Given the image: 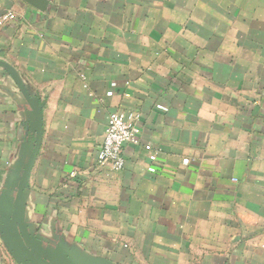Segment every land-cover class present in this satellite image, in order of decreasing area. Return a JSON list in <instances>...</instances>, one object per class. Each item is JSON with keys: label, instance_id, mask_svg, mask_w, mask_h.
I'll list each match as a JSON object with an SVG mask.
<instances>
[{"label": "crops", "instance_id": "1", "mask_svg": "<svg viewBox=\"0 0 264 264\" xmlns=\"http://www.w3.org/2000/svg\"><path fill=\"white\" fill-rule=\"evenodd\" d=\"M0 0V63L43 116L19 230L68 264H264V0ZM139 116L126 167L109 117ZM34 120L0 64V264ZM151 145L152 151L146 146ZM156 152L155 160L151 153Z\"/></svg>", "mask_w": 264, "mask_h": 264}, {"label": "water", "instance_id": "2", "mask_svg": "<svg viewBox=\"0 0 264 264\" xmlns=\"http://www.w3.org/2000/svg\"><path fill=\"white\" fill-rule=\"evenodd\" d=\"M28 1L37 7L42 6L41 0H28ZM0 64H2L3 67L9 71L10 75L13 77L18 87L20 88L22 94L24 95L27 103L32 108V111L34 114V120L31 123V130L36 135L33 152L26 166V169L24 173L22 174L20 181H19L17 195H16L15 204L13 208V215L9 221L12 227V234L15 239V245H16L15 247L18 248V250L20 251V254H18V263L19 264H60L61 263L60 260L59 262L56 261V259H54V261H49V260L43 259L35 255L34 253H32L31 249L25 244L20 234L19 214H20L21 202H22L24 193L28 187V181H29V177H30L33 165L35 163V160L41 148L42 136H43V116H42V109H41V106L38 100L34 99L31 96V94L27 91L26 87L24 86L23 82L21 81L17 73L14 71V69L11 68L6 63H0ZM68 264H97V263H89L85 261L71 260Z\"/></svg>", "mask_w": 264, "mask_h": 264}, {"label": "built area", "instance_id": "3", "mask_svg": "<svg viewBox=\"0 0 264 264\" xmlns=\"http://www.w3.org/2000/svg\"><path fill=\"white\" fill-rule=\"evenodd\" d=\"M15 19L11 12L0 17V28ZM139 116L133 111H119L109 117L103 144L97 152V160L101 166H110L115 171L126 167L123 150L127 146H138L141 139V129L138 124ZM152 146L146 149L152 151ZM157 153H151V160H155Z\"/></svg>", "mask_w": 264, "mask_h": 264}]
</instances>
